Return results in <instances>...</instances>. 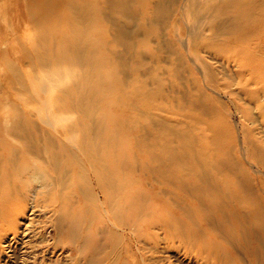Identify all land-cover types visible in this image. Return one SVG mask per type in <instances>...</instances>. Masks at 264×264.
Segmentation results:
<instances>
[{"label": "bare ground", "instance_id": "1", "mask_svg": "<svg viewBox=\"0 0 264 264\" xmlns=\"http://www.w3.org/2000/svg\"><path fill=\"white\" fill-rule=\"evenodd\" d=\"M204 1L216 35H224L209 50L237 56V81L260 108L264 10L255 0ZM216 4L231 12L225 29L223 14L209 9ZM167 5L166 0H157L149 7L151 15H144L143 20L161 25ZM141 8L147 10L148 5L140 0H0V16L10 28L9 46L0 54V62L3 86L9 93L7 119L12 122L0 126V241L4 231L17 232L11 216L25 214L29 176L41 173L45 183L41 190H32V208L55 211L49 223L53 242L41 238L47 239L45 224L37 231L38 226L34 230L26 227L22 237L32 234L21 241L34 262L40 259L37 264H96L99 255L124 264L119 261L117 231L108 229L107 222L115 228L134 227L138 236L157 228L167 240L178 237L190 251L205 260L214 259L210 264H230L231 255L224 246L227 241L240 242L248 249L249 230L237 227L242 224L241 216L224 206L241 207L242 200L234 192L237 186L227 181L238 170L225 155L230 151L211 147L219 143L217 121L203 119L188 107L181 113V126L176 118V129L167 125L161 118L167 109L160 101L165 97L161 82L150 76L156 82L153 90L148 89L147 79L139 72L135 77L139 83L125 85L120 76L127 72L126 63L118 66L109 56L105 22L114 26L116 37L125 43L139 32L134 23ZM172 74L180 76L178 69ZM182 83L179 80L171 86L180 88ZM16 102L38 109L37 117L48 124L39 130L31 114L16 111ZM141 112L160 125L157 134L151 135L154 139L139 134ZM200 121L207 128L199 127ZM7 136L21 145H13ZM194 142L201 150L189 149ZM257 158L264 166V159ZM89 175L103 193L104 208L98 207V198L88 187ZM175 177L183 181L174 183L176 187L187 189L186 179L199 186L198 193L181 196L194 201L193 205L179 206L173 195L161 196L160 188L153 190V179L172 182ZM213 182L222 186L216 195ZM250 211L249 215L254 209ZM218 221L221 228L216 227ZM213 230H217L215 235H211ZM43 252L46 259L40 258Z\"/></svg>", "mask_w": 264, "mask_h": 264}, {"label": "rangeland", "instance_id": "2", "mask_svg": "<svg viewBox=\"0 0 264 264\" xmlns=\"http://www.w3.org/2000/svg\"><path fill=\"white\" fill-rule=\"evenodd\" d=\"M156 1L140 0L147 4L148 8L144 11L143 8L140 9L134 23L139 28V32L131 39L126 38L125 43L116 37L114 26L105 22L108 30L106 47H108L109 56L118 66H121L122 62L126 63L127 72H123L120 76L125 85L139 83L135 78L140 76L139 72L147 79L148 89L153 90L156 82L150 76L161 82V89L165 97L160 101L164 102L167 107L165 111L161 112V118L167 121V125L176 129L174 123V118H176L179 120L178 126H181L183 120L181 113L188 107L193 108L192 111L202 118L217 121L220 133L219 143L217 145L211 143V147L218 149V152L230 151L225 155L228 156V161L233 163V167H238V170L227 176V181L231 185L237 186L238 189L234 192H238L242 200L241 207L229 208L227 204L224 206L227 211H237V214L241 216L242 224L237 227L249 230L245 243L248 249H243L240 242L234 245L227 241L224 246L231 255L229 256L230 264H264V166L257 158L259 156L264 159V97L258 96L260 108L255 107L249 100L247 93L241 88L242 85L236 78L238 74L236 55H220L209 50L208 46L220 42L224 35H216L213 21L206 16L207 2L205 4L204 0H166L168 5L163 10L164 23L157 25L154 20L148 18L143 20L144 15H151L152 8L149 7H152ZM213 1L216 2V0ZM255 1L261 5L260 9L263 11L264 0ZM209 9L212 12L223 14L222 27L227 28L228 16H231V12L219 4L213 5ZM114 15L118 16L119 14L114 13ZM9 36L10 28L0 16V54L7 50ZM174 69H178L179 77L172 74ZM3 76L4 67L0 62V99L3 100L1 101L3 102L1 107L3 114L0 115V126L4 127L11 125L12 122L7 119L9 117H7L6 110L9 105L5 102V98L9 93L3 86ZM179 80L183 82L180 88L171 86V83ZM214 84H218V86ZM16 103V111L19 114H31L37 121L39 130H41V126L48 124L45 119L37 117L38 109L26 106L21 102ZM170 103L172 108L168 107ZM170 118L173 119L170 120ZM204 123L200 121L199 127L207 128ZM138 126L140 136H144L147 140L154 139L151 135H156L160 130L159 123L143 112L138 118ZM7 138L15 146L21 145L11 136H7ZM189 149L201 150L195 142ZM158 179L152 180L154 188H150L153 190L160 188L158 190H160L161 196L173 195L174 202L179 206L194 204V201L191 200L184 201L181 196L187 193L189 195L198 193L200 188L197 184L194 185L193 182L186 179L188 184H184L189 185L186 189V187L180 188L174 185V183L181 184L183 182L177 177L172 182ZM28 182L27 197L23 202L25 214L11 216L17 225V232L4 231L0 241V264H37L40 261L38 259L34 262V258L25 253L28 249L25 250L21 247V241H27L32 234L22 237L26 227L34 230L38 226L37 231L40 229V225H47L44 232L47 239L41 238L46 243L53 242V236L49 235L51 228L49 223L52 220L50 216H55V211L43 213L39 210L40 208H32L34 200L32 190H41L45 183L44 177L41 173L35 172V174H30ZM220 183L213 182V186L217 188L213 191L215 195L220 192L222 187ZM88 184L93 196L96 200L98 198V207L104 208L103 193L92 175L88 177ZM246 199L250 201L248 202ZM252 208L254 211L249 215ZM226 223L229 221L226 220L224 224L226 225ZM216 224H218L217 228H221L222 224L220 225L219 221ZM111 225L110 222H107V226L110 227L108 229H112V232L114 229L117 231L114 235H117L116 246L117 251L121 254L119 260L121 263L210 264L214 261L212 258L205 260L202 254H195V250L190 251L188 245L178 237L167 240V235L157 228H151L149 233L138 236L134 227L124 225L115 228ZM202 225L204 227V224ZM216 232L217 230H213L211 235H215ZM55 239L57 238L55 237ZM251 250L254 251L251 252ZM64 254L62 253L60 256ZM39 255L40 258L43 256L46 259V253H39ZM106 256L99 255L96 264H114L111 256Z\"/></svg>", "mask_w": 264, "mask_h": 264}]
</instances>
